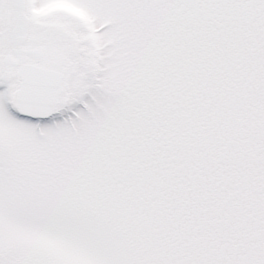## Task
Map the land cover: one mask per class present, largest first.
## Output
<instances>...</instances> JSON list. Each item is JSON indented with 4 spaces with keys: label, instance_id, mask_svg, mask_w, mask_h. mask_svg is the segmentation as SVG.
Listing matches in <instances>:
<instances>
[{
    "label": "snow or ice",
    "instance_id": "6c2138e0",
    "mask_svg": "<svg viewBox=\"0 0 264 264\" xmlns=\"http://www.w3.org/2000/svg\"><path fill=\"white\" fill-rule=\"evenodd\" d=\"M0 264H264V0H0Z\"/></svg>",
    "mask_w": 264,
    "mask_h": 264
}]
</instances>
